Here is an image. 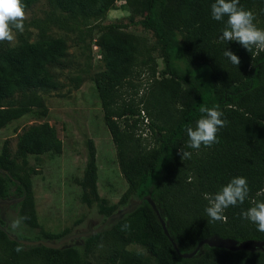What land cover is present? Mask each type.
<instances>
[{
    "label": "trees",
    "instance_id": "obj_1",
    "mask_svg": "<svg viewBox=\"0 0 264 264\" xmlns=\"http://www.w3.org/2000/svg\"><path fill=\"white\" fill-rule=\"evenodd\" d=\"M37 1L22 0L25 8ZM44 1L48 9L43 17L24 20V27L37 29L35 40L20 36L14 46L0 43V128L33 108L46 113L40 91L59 86L51 68L68 59L67 41L53 36L52 27L73 33L82 49L89 51L95 43L103 63L97 88L127 182L119 201L107 208L99 206V211L110 216L130 206L131 197L136 196L138 202L100 231L83 237L81 243L74 239L60 248L13 238L0 218V264H264V249L259 248L230 250L203 244L190 258L177 252H190L200 240L214 235L237 242L264 241V232L241 215L255 203L264 202V51L257 54L255 47L248 51L236 41H220L227 17L222 21L212 18L215 0H129L131 7L143 13L140 25L150 30L161 46L163 68L157 70L156 58L138 56L137 43L126 30L128 24H102L115 0ZM240 6L251 10L254 23L264 29V0H240ZM175 34L181 37L187 71L208 73L207 84L173 67L166 44ZM226 49L240 58L238 66L224 55ZM87 56L90 68L91 55ZM143 67L149 71L146 91L136 101L124 97L123 88L133 86L132 79ZM82 80L74 77L75 86ZM214 106L226 121L217 133L218 142L200 149L187 147L186 129L195 128L206 115L199 109ZM146 127L150 139L143 135ZM61 146L48 122L24 128L14 152L8 141L4 142L0 200L7 196L9 181L20 197L19 217L29 227H38V220L25 156L59 151ZM86 146L85 199L93 204L99 199L96 148L91 138L86 139ZM180 149L191 157L182 160ZM237 176L247 179V198L243 204L228 207L224 220L212 221L206 213L209 201L205 194L214 196ZM159 216L177 248L164 233ZM67 236L41 234L56 241Z\"/></svg>",
    "mask_w": 264,
    "mask_h": 264
},
{
    "label": "rangeland",
    "instance_id": "obj_2",
    "mask_svg": "<svg viewBox=\"0 0 264 264\" xmlns=\"http://www.w3.org/2000/svg\"><path fill=\"white\" fill-rule=\"evenodd\" d=\"M47 9L48 5L44 0L37 1L25 8V21L43 17ZM136 9V6L131 7L129 0H115L102 19V24L114 21L128 24L126 30L132 34L137 43L136 49L140 59L156 58L157 70H161L163 68V60L160 57L161 46L153 33L140 25L139 21L143 13ZM131 16L132 21L129 19ZM14 32L16 37L14 41L0 43L14 46L19 43L20 36L28 41L37 38V29L33 26L24 27V31L19 34L16 30ZM51 34L63 36L66 39L68 59L66 63L51 68L59 86L47 92L40 91L46 113L43 114L37 108H33L0 128V157L4 142L8 141L11 152H14L18 134L34 123L48 122L56 130L62 143L59 151L50 150L42 154L25 156L38 227H29L22 222L18 214L19 194L9 181L6 183L7 196L0 200V218L9 234L22 242L34 240L56 242L55 239L47 240L41 237V234L57 236L67 233L70 236L96 229L114 215L107 216L101 213L99 206L107 208L117 203L127 189V182L120 171L116 146L106 124L105 112L97 88L96 80L103 70L99 49L98 51L82 49L73 33L64 32L57 27H52ZM143 46L150 51H146ZM166 47L172 65L177 71L190 75L202 85L209 82L208 73L205 74L198 69L192 72L187 71L179 34L168 37ZM88 54L91 55L90 68L87 62ZM148 73V69L143 67L141 74L132 79L133 86L127 85L123 88L124 97L134 98L136 101L147 89ZM76 76L83 78L78 86H75L74 77ZM137 89L138 94H134ZM145 137L150 139L151 134ZM87 138L94 141L96 148L99 199L93 204L87 203L84 189ZM136 202H138L136 196L129 199V205ZM17 220H20L19 226L12 227ZM82 238H76L75 243H81Z\"/></svg>",
    "mask_w": 264,
    "mask_h": 264
},
{
    "label": "clouds",
    "instance_id": "obj_3",
    "mask_svg": "<svg viewBox=\"0 0 264 264\" xmlns=\"http://www.w3.org/2000/svg\"><path fill=\"white\" fill-rule=\"evenodd\" d=\"M211 16L217 21L227 17L226 26L219 37L220 41H236L248 51L255 47L257 54L264 51V29L257 27L254 23V13L240 6V0H215L211 4ZM25 19V5L22 0H0V42L14 41L16 38L14 29L23 32ZM224 55L232 64L237 66L240 64V58L233 51L226 49ZM199 111L206 115L197 121L195 128L186 129L189 138L187 147L193 149H200L201 145L210 147L217 143V133L226 124L221 118L223 112L218 106L201 107ZM179 152L182 160L191 157L188 151L180 149ZM248 194L247 179L243 176L233 177L214 196L205 194V199L209 201L206 213L212 221H222L225 219V210L238 203L243 204ZM241 215L244 219L255 223L259 231L264 232V202L255 203ZM19 224L20 220H17L12 227H18Z\"/></svg>",
    "mask_w": 264,
    "mask_h": 264
},
{
    "label": "water",
    "instance_id": "obj_4",
    "mask_svg": "<svg viewBox=\"0 0 264 264\" xmlns=\"http://www.w3.org/2000/svg\"><path fill=\"white\" fill-rule=\"evenodd\" d=\"M153 206L155 207V204H153ZM131 207H133V205H130V206L126 207L124 210H121L120 212L115 213L112 217H109L105 223L107 224L111 218L118 217L120 214L128 211ZM159 220L161 222L164 233L168 236V238L170 239V241L172 242L174 247L177 248L173 239L171 238L167 228H166L165 221L160 216H159ZM105 223L103 225L97 227L96 229L89 231V232H85V233H81V234H77V235H70V236L62 238L56 242H51V241H46V240H34V241H29L27 243L30 245L41 244V245H44L45 247H48V248H60L61 246L67 244L69 241H72L78 237L89 236V235H91L97 231H100L106 225ZM203 244H207V245L213 246V247H224V248H228L230 250L247 249V250L252 251V250H255L257 248L264 249V241L260 242L257 240L249 239V240H245L242 242H237L235 239H232V238H222V237H219L217 235H214L212 237H207V238L200 240L198 242V244L195 246V248L193 250H191L190 252H185V253H180L179 251H177V252H178L179 256H181V257L190 258V257H193L196 254H198V252L200 251Z\"/></svg>",
    "mask_w": 264,
    "mask_h": 264
},
{
    "label": "built area",
    "instance_id": "obj_5",
    "mask_svg": "<svg viewBox=\"0 0 264 264\" xmlns=\"http://www.w3.org/2000/svg\"><path fill=\"white\" fill-rule=\"evenodd\" d=\"M92 49H93V51L94 50H97L98 51V46L95 43H93L92 44ZM99 58H100V54H99ZM147 122H148V120L145 119V123L144 124H146ZM148 131H149V129L146 127L145 130H144V133H143L144 136L147 135V134H150Z\"/></svg>",
    "mask_w": 264,
    "mask_h": 264
}]
</instances>
